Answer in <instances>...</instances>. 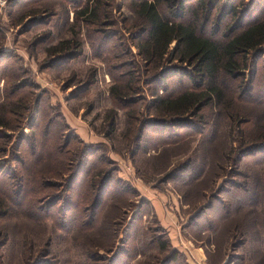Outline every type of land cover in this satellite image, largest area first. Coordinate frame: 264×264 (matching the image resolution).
<instances>
[{
  "label": "rangeland",
  "instance_id": "obj_1",
  "mask_svg": "<svg viewBox=\"0 0 264 264\" xmlns=\"http://www.w3.org/2000/svg\"><path fill=\"white\" fill-rule=\"evenodd\" d=\"M5 1L0 264H162L174 249V264H264V151L243 157L251 145L264 148V52L253 83L250 71L237 87L222 82L232 96L226 111L210 105L163 126L151 83L158 71L139 55L142 0L103 1L98 26L87 24L93 0ZM228 2L246 22L264 15V0H220L218 8ZM175 46L161 72L191 70L173 59ZM180 78L167 82L179 89ZM21 97L18 117H6L9 100Z\"/></svg>",
  "mask_w": 264,
  "mask_h": 264
},
{
  "label": "trees",
  "instance_id": "obj_2",
  "mask_svg": "<svg viewBox=\"0 0 264 264\" xmlns=\"http://www.w3.org/2000/svg\"><path fill=\"white\" fill-rule=\"evenodd\" d=\"M103 1L106 4V0H93V3H95L94 10L89 9V6L85 9L88 25L98 26L102 22L101 18L103 16L107 17V13H103L101 7ZM219 1L142 0L139 4L138 19L144 23L142 35H145L144 41L142 40L141 42L142 44L138 45L139 55L145 62L151 64L153 71H158L157 79L152 80L151 83H154L157 87L156 93L153 94L156 95L154 101L155 112L159 117H164L161 119L168 118L162 122L163 126L170 123L169 121H175L173 119L190 114L192 110H196V114H198L210 105L213 107L218 105L226 111L231 107L227 102V98L232 96H225L222 82L230 79L237 87L245 81L246 71H250L252 83L256 77L258 60L263 53L260 56L258 54L264 52V48H262L264 46V15L260 18H255L253 21L246 22L248 15H241L236 18L232 5H229L228 2L218 8ZM189 3L191 4L186 8L185 5ZM178 6L181 7L180 12L177 10ZM232 15L236 19L235 22L227 26L224 31H221L222 22ZM174 42H176V46L172 51L173 59H177L182 64L186 63L191 67V70L185 68V72H181L176 68V70L161 72L166 56ZM252 52L257 55L255 60L250 58ZM176 75L181 76L178 81L181 87L179 89L175 86L176 82L172 84L167 82L168 79H173ZM185 77L188 82L184 80ZM160 88L164 91L162 95L157 92ZM20 99L22 97L9 100L10 110L6 111V117H8L7 115L18 117L17 111L20 106L15 107V102ZM27 107L23 105L24 110H27ZM0 108H2L0 111H3L1 104ZM234 111L236 112L235 108ZM239 112L241 111L239 110ZM22 115L25 116L26 113H22ZM244 123H249V121H244L242 124ZM7 127H9V124L4 123L0 118V133L3 128ZM68 145V142H66L64 147ZM258 147L260 145H251L250 150H245L247 154H244L243 157L264 151V148L259 149ZM77 151L73 153L72 158L76 157ZM110 178L111 172L110 175L105 173L100 180L97 194L92 203V211L100 205ZM225 191L226 189L221 192ZM218 197H220V193L213 198L217 199ZM235 199L236 197L233 198V200ZM213 201L210 200L196 216L200 217L202 213L204 214L205 211L210 209L214 205ZM56 202L53 203L55 204ZM226 204L229 205V203ZM226 204L223 203V205ZM0 215L3 217L6 214L3 215L0 211ZM230 217H232V213ZM194 219L192 218L191 221H194ZM226 219L224 218V220ZM129 239L130 235L127 234V238L124 239L126 245L129 243ZM152 239L162 251L170 250L167 242H162V246L159 245L161 244V237L153 236ZM151 244L152 241L146 242L145 249L149 248ZM129 252L130 249H127L126 253L128 255H130ZM178 256V250L174 249L167 255L162 264H174ZM116 258H119V254L115 256Z\"/></svg>",
  "mask_w": 264,
  "mask_h": 264
},
{
  "label": "built area",
  "instance_id": "obj_3",
  "mask_svg": "<svg viewBox=\"0 0 264 264\" xmlns=\"http://www.w3.org/2000/svg\"><path fill=\"white\" fill-rule=\"evenodd\" d=\"M0 2L4 3L6 1L5 0H0ZM189 264H205V263H202L201 261L195 260L194 263L193 262H189Z\"/></svg>",
  "mask_w": 264,
  "mask_h": 264
}]
</instances>
